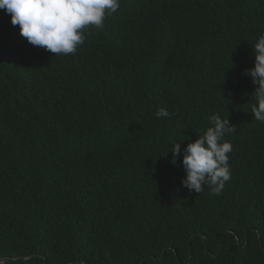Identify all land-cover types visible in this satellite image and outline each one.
Wrapping results in <instances>:
<instances>
[{
    "label": "trees",
    "instance_id": "1",
    "mask_svg": "<svg viewBox=\"0 0 264 264\" xmlns=\"http://www.w3.org/2000/svg\"><path fill=\"white\" fill-rule=\"evenodd\" d=\"M262 32L264 0H121L55 56L0 10V264H264V123L242 75ZM213 114L236 126L231 178L189 192L169 151Z\"/></svg>",
    "mask_w": 264,
    "mask_h": 264
},
{
    "label": "clouds",
    "instance_id": "2",
    "mask_svg": "<svg viewBox=\"0 0 264 264\" xmlns=\"http://www.w3.org/2000/svg\"><path fill=\"white\" fill-rule=\"evenodd\" d=\"M121 0H0V10L10 15V23L19 26V35L32 46L58 55L74 54L85 42L89 26L102 29L107 16L117 12ZM254 66L243 71L255 87V103L251 106L254 119L264 123V32L251 47ZM167 109L155 112L159 118H169ZM206 131L181 149V142L171 146L172 163L182 155L184 178L181 185L189 192L201 193L209 185L219 195L231 178L229 153L233 145L225 140L234 135L236 126L218 114L209 117ZM187 139V138H186ZM168 152V153H169Z\"/></svg>",
    "mask_w": 264,
    "mask_h": 264
}]
</instances>
